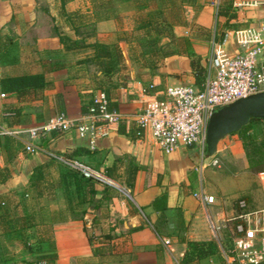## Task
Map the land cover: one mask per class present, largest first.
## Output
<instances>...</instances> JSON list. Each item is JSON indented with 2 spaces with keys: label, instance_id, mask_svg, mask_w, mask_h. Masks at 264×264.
<instances>
[{
  "label": "crops",
  "instance_id": "obj_1",
  "mask_svg": "<svg viewBox=\"0 0 264 264\" xmlns=\"http://www.w3.org/2000/svg\"><path fill=\"white\" fill-rule=\"evenodd\" d=\"M177 9L187 18L174 24V33L190 40L193 56L169 57L156 71L127 56L124 48L135 45L127 37L137 34L143 17L175 15ZM225 21L217 13L216 0H0V80L4 75L44 73L48 82L38 97L26 101L3 94L0 84V264H183L189 241L217 243L219 252L201 264H227L223 245L227 240L212 231L210 221L229 215L221 208L223 200L209 182L207 170L198 169L204 151L197 144L165 153L150 137H136L131 118L148 84L155 82L160 88L196 84L193 58L200 57L207 69L213 55L235 50L234 31H227L220 41ZM261 23L264 6L237 14L239 27ZM97 42H118L123 48L125 85L112 87L96 65L86 61L93 56L89 46ZM114 81L118 82L117 76ZM99 88L109 90L113 108L126 118L107 136L81 137L76 129L65 128L45 133L39 140L30 137V129L60 114L85 120ZM30 144L38 150L26 152ZM49 151L101 172L110 170L128 195L120 198L114 191L109 206L112 216L120 214L128 238L114 234L105 238L108 234L100 232L99 212L90 210L85 216L89 240L84 222L73 219L67 210L58 185L59 166L54 182L43 184L40 196L34 193L33 169L56 164ZM131 164L141 168L132 194L121 184ZM201 192L214 196L217 205L203 202L197 196ZM162 194L167 195V208H155L153 203ZM179 214L184 219L182 229ZM25 217L34 232L26 230ZM137 227L141 229L133 231Z\"/></svg>",
  "mask_w": 264,
  "mask_h": 264
},
{
  "label": "built area",
  "instance_id": "obj_2",
  "mask_svg": "<svg viewBox=\"0 0 264 264\" xmlns=\"http://www.w3.org/2000/svg\"><path fill=\"white\" fill-rule=\"evenodd\" d=\"M230 1L231 12L236 15L264 6L263 0ZM222 2L216 0L218 14L222 10ZM231 23L236 24L237 18ZM234 35L235 50L227 54H215L209 59L201 86L186 84L160 88L159 84L152 82L144 88L131 116L136 124L138 139L148 136L157 148L168 154L180 146L205 145L210 119L217 111L240 99L264 93V23L238 28L234 30ZM1 74L0 66V77ZM125 119L119 112L110 110L107 94L98 90L92 98L85 120L79 122L60 114L47 124L30 129L29 134L33 140H39L42 134L74 128L81 137H105L122 125ZM37 150L32 144L25 149L29 153ZM47 155L78 170L87 179L101 185L121 187L117 180L108 177L105 172L74 162L53 151L47 152ZM218 165L220 160L216 155H203L198 169L205 170ZM197 196L206 204L217 205L214 196L202 192ZM240 207L244 209L246 202L242 201ZM252 216V213L243 211L220 221H210L212 231L232 244L231 250L224 251L227 264H264V235L257 249L253 238L258 230L252 222Z\"/></svg>",
  "mask_w": 264,
  "mask_h": 264
},
{
  "label": "trees",
  "instance_id": "obj_3",
  "mask_svg": "<svg viewBox=\"0 0 264 264\" xmlns=\"http://www.w3.org/2000/svg\"><path fill=\"white\" fill-rule=\"evenodd\" d=\"M231 8V1L224 0L222 4V10L219 13V16H222L226 19L223 27L228 31H234L238 28H242L237 24L231 23L233 19L237 18V15L231 12ZM158 16L161 15L158 13L149 14L148 16L143 17V19L139 21V25L135 31L137 34H132L131 37H127V40L128 38H131L135 45L146 49L142 51L140 57H136L135 60L138 61V63L149 67L152 71H156L158 68V60H165L169 57L178 55L177 52L168 50L170 42L173 41L174 38L176 39V36L173 33L172 24L159 28L161 27L160 24L162 22L155 19ZM162 21L164 22L165 20ZM224 38L225 34L222 35L220 41H223ZM165 39H168L169 43H165ZM62 40L64 42V38ZM183 40L187 43V48H189V56H193L190 40L188 38H183ZM89 47L93 50V56L86 61L95 64L112 87L117 88L119 85H125L126 79L124 78V73L127 70V65L125 63V57L119 43L105 44L97 42L90 45ZM192 69L194 71L196 85L201 86L205 80L206 67L202 64L200 57L193 58ZM116 76L118 78V82L114 81V77ZM0 84L3 94L15 95L19 101H26L30 98L38 97L39 94L48 86V82L44 73L23 74L20 76L4 75L0 80ZM98 90L104 91L110 101L108 89L99 88ZM110 110L115 111L111 101ZM260 120L262 119L254 118L242 130L234 133L238 134L242 140L243 148L248 158L250 169L255 174L264 173V152L262 151L261 146L257 143L255 136L250 133L249 127L252 122ZM66 157L70 159L71 156ZM47 167V164H40L33 169L30 179V188L35 194H37V196L42 194L41 187L43 184L47 183ZM140 169V166L131 164L126 181L121 182V184L125 186L131 194L133 193L135 177ZM59 171L60 180L58 185L63 190L64 197L67 201V210L71 212L73 219L84 222L85 231L89 236V240L92 241L90 228L87 227V223L84 218L78 217L75 208L80 205H92L94 203L93 209L97 210L116 197L113 195L115 194L113 192L116 190L108 185H102L103 189L99 190L98 186L101 184L92 179L85 178L78 170L63 163H60ZM105 173L108 177L117 180L110 170L106 171ZM1 176L6 177L4 172H1ZM242 201L246 202V199L240 198L237 201V214L243 211L245 212V209L240 207V203ZM153 206L155 208L160 206L162 209H166L167 195L162 194L160 197H158L154 201ZM87 213L88 211L85 210V215ZM96 222L97 221L95 218L94 223ZM183 224V216L182 214H179V225L181 229ZM140 229V227H137L134 228L133 231H138ZM218 252L219 247L214 241H189L187 243V251L182 263L200 264L202 261L216 255Z\"/></svg>",
  "mask_w": 264,
  "mask_h": 264
},
{
  "label": "rangeland",
  "instance_id": "obj_4",
  "mask_svg": "<svg viewBox=\"0 0 264 264\" xmlns=\"http://www.w3.org/2000/svg\"><path fill=\"white\" fill-rule=\"evenodd\" d=\"M224 2V0H223ZM222 2V3H223ZM154 5V4H153ZM183 11V10H182ZM180 9L176 10L175 15H164L158 16L155 18L157 21H161L160 24L164 27L169 26L172 24H179L184 23V19L187 18L186 14L183 13ZM154 19V20H155ZM162 20H165L164 22ZM155 21V22H157ZM159 26V25H158ZM226 30V31H225ZM227 29L223 27V30L219 33V38L222 37L223 34H227ZM231 32V31H230ZM174 33V28H173ZM175 34V33H174ZM174 38L173 41L170 42L168 50H173L178 53L176 56L188 55L189 48H187V43L183 40V38L178 37ZM225 39V38H224ZM165 43H169L168 39L164 40ZM123 51V48H121ZM146 50L145 48H141L138 45H134L132 47L124 48L127 56L131 57V59H135L136 57H140L142 51ZM194 49L192 48V51ZM125 52H123L125 57ZM194 53V52H193ZM209 54V48L207 50L206 56ZM197 56V55H196ZM165 60H158V65L164 63ZM250 133L255 136L257 143L261 146L262 151L264 152V121H254L250 125ZM43 135L40 137L43 138ZM199 150L204 151V155L207 156V142L205 145L199 144ZM39 147V146H38ZM220 160V165L217 167H208L207 173L209 174V182L212 186L218 189V195L222 198L221 208H223L229 216L233 214H237V201L240 198L246 199V207L245 212L252 213V222L255 225V228L258 230L255 234L253 240L256 248L258 249L260 246V240L264 235V173L255 174L251 171L248 158L243 148L242 140L240 139L238 134H232L223 138L217 147V151L214 154ZM49 164V163H47ZM60 163L49 164L47 167L48 175H47V183L51 184L54 182V175L53 173H57V167ZM118 181V180H117ZM119 183V182H118ZM118 197L120 198H128L126 195V190L121 186L117 190ZM27 197L26 199H28ZM47 200V198H45ZM110 203H106L104 206L100 207L97 210L93 209L92 205H80L75 208L76 214L78 217L86 218L85 210L86 211H94L96 213L99 212V218L102 222H100L102 234L105 232L108 235H105V238H113L122 236L128 238L129 232L123 231V220L121 219L120 214L115 213V215H111L110 211ZM114 220V221H112ZM28 217H25V221L23 225L26 226V230L28 231L31 229ZM39 229V228H36ZM118 229V231H116ZM95 233L98 231L91 229ZM31 232H34V229H31ZM115 236H114V235ZM120 234V235H119ZM100 237V236H97ZM223 245L225 250H231L232 244L228 241H223ZM225 262V261H224ZM195 264V263H194ZM197 264V263H196ZM201 264V263H200ZM202 264H211V262H203Z\"/></svg>",
  "mask_w": 264,
  "mask_h": 264
},
{
  "label": "water",
  "instance_id": "obj_5",
  "mask_svg": "<svg viewBox=\"0 0 264 264\" xmlns=\"http://www.w3.org/2000/svg\"><path fill=\"white\" fill-rule=\"evenodd\" d=\"M254 118L264 120V93L240 99L217 111L208 125V155L216 153L223 138L239 132Z\"/></svg>",
  "mask_w": 264,
  "mask_h": 264
}]
</instances>
